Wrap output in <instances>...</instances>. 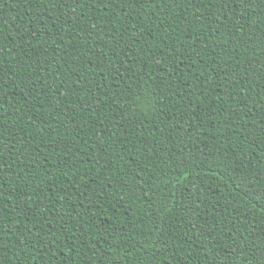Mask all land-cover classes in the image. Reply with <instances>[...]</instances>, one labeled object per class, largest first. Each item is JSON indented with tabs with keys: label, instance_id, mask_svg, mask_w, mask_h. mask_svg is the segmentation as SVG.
Here are the masks:
<instances>
[{
	"label": "trees",
	"instance_id": "1",
	"mask_svg": "<svg viewBox=\"0 0 264 264\" xmlns=\"http://www.w3.org/2000/svg\"><path fill=\"white\" fill-rule=\"evenodd\" d=\"M0 264H264V0H0Z\"/></svg>",
	"mask_w": 264,
	"mask_h": 264
}]
</instances>
